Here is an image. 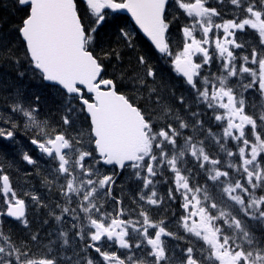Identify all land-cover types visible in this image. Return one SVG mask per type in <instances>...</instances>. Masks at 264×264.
Segmentation results:
<instances>
[{
	"label": "snow or ice",
	"instance_id": "1",
	"mask_svg": "<svg viewBox=\"0 0 264 264\" xmlns=\"http://www.w3.org/2000/svg\"><path fill=\"white\" fill-rule=\"evenodd\" d=\"M80 2L15 0L19 10L24 12L16 31L23 41L26 58L44 81L58 86L70 98L68 113L75 110L85 115L89 121L87 142L94 145L93 150H84L81 147L84 140L80 135L72 137L63 131L49 133L46 125L36 119L34 113L37 109L27 108L20 101L12 105L13 112H19L26 118L25 127L40 129L38 135L41 138H34L31 143L58 161L56 172L65 180L60 186L65 203L56 205L60 209L59 215L54 211L50 214L57 222L66 216L79 221L78 208L88 220L85 226L88 231L81 227L77 235L81 239L87 236L91 241L88 247L105 264H146L143 257L134 259L133 253V249L143 251L144 245L149 246L144 256L153 258L151 264H168L163 237H174L175 234L167 230L163 220L152 221L142 206L137 213L139 219H126L131 213L126 212L123 202L115 198H112L117 205L113 210L115 214L102 211V201L111 197L112 186L116 183L114 176L127 171L140 181L139 200L148 205H158L162 200L155 190L154 178L166 169L174 176L175 191L180 194L182 207L187 212L181 218L182 225L208 246L209 260L214 259L219 264H264V242L258 241L247 224V221L264 223V196L254 195L256 189L264 191V113L259 116L248 114L242 95L238 98L228 83L233 77L243 81L247 74L248 83L241 82V87L264 95V0L258 4L251 0H230L242 9L244 15L222 23L214 22L213 18L220 13L207 6L206 0H176L179 8L191 18V26L182 29L185 38L182 51L175 54L173 64L176 72L191 86L197 100L214 109V119L225 125L222 137L216 138L211 130L209 135L228 157L235 158L226 164L227 170H221V159L205 150L203 140L194 141L193 136L183 135L182 130L189 128V124L161 103L156 88L148 87L153 103L161 113L154 119L135 99L119 92L114 79L105 78L103 59L112 56L119 59L116 48H104L100 42L109 10L111 13H130L155 49L172 57L168 38L171 21L166 16L169 0H86L83 13ZM246 29L255 31L260 47L259 50L251 47L249 55L239 57L241 63L238 66L235 49L245 48V42H238L237 33ZM197 30L201 33L199 37ZM120 39L127 47H134L132 35L125 28L118 29ZM213 45L214 49L210 51ZM214 55L220 75L211 71L203 74L205 66L210 70ZM15 62L18 64L19 60ZM137 62L146 66L145 75L155 83L157 73L147 65L145 57L138 56ZM137 83L144 84L143 78H137ZM71 100H75L79 107L74 108ZM179 103L184 104L183 97L179 98ZM217 108L223 109V113L215 111ZM62 122L63 125L72 123L68 115L62 117ZM194 123L203 125L200 120ZM13 135V131L0 128V137L12 138ZM229 138L235 142V151L225 149L221 143L222 139L226 142ZM23 158L29 164L35 163L27 154ZM187 158L206 173L207 179L227 198L226 201L218 204L209 197L206 186L202 188L190 183L192 174L185 166ZM102 168L108 171H102ZM229 170H234L239 177L233 180ZM0 182L6 204V212L0 211V216L13 217L27 227L25 200L17 196L8 175L0 176ZM73 198L76 208L71 207ZM169 198L175 199L172 189H169ZM32 199L36 201L39 198L33 196ZM228 201L233 203L228 205ZM212 209L216 210L215 215ZM239 214H242L241 218H238ZM217 221H222V224ZM225 226L231 234L224 230ZM72 227L77 225L73 223ZM150 229L154 231L150 233ZM66 235L60 233L61 237ZM30 239L36 242L38 235L32 234ZM105 239L132 254L122 258L116 251L102 250ZM64 243H68L66 238ZM0 264H58V260L47 253L37 257L27 243L13 242L0 227ZM86 264H94V261L89 258ZM182 264H201L192 247L185 249Z\"/></svg>",
	"mask_w": 264,
	"mask_h": 264
},
{
	"label": "trees",
	"instance_id": "2",
	"mask_svg": "<svg viewBox=\"0 0 264 264\" xmlns=\"http://www.w3.org/2000/svg\"><path fill=\"white\" fill-rule=\"evenodd\" d=\"M172 3L173 1L170 2L169 12L167 13V17L171 21L170 35H172V32H176V35L180 36L185 18L184 16L181 17L182 15ZM85 7L86 4L80 2L82 13ZM173 9L174 12L171 13ZM23 16L24 12L19 10L15 0H0V128L14 132L13 137L9 140L7 137H0V176L7 174L14 187L25 185L26 188H29L30 193L34 190L33 188L37 189L39 195L36 190L34 191L37 193L36 197L41 200L39 203L42 205H37L36 208L40 210L38 213L44 216L50 213L48 211L50 207L57 208L55 201L62 199V196L59 194V189H56L50 183L47 174L40 167H37V164H29L24 160V155L21 153L22 149L29 140L39 135L30 126L25 127L26 119L21 113L13 112L12 105L20 101L27 108L37 109V120L46 125L49 133H53L55 128L59 130L60 126L63 125L62 117L66 113L63 105L69 104L70 100L58 87L47 85L39 72L32 68L26 58L23 41L16 31ZM119 28L130 31L133 48L127 47L122 39L118 40ZM100 42L102 47H113L119 52V59L115 56L103 59L107 73L105 78L114 79L119 92L128 95L130 98H143L140 106L147 109L148 113L155 119L161 113L157 105L153 103L154 98L150 95L148 87L156 88L160 94L161 103L166 104L173 112H189L190 115L192 113L198 114L188 118L190 119L187 121L189 128L182 130L184 135L194 133L202 137L205 147L210 150V155L213 157L219 153L226 155V151L221 150L220 144L214 142L213 136L208 138L210 136L209 130L217 136L221 133H219L221 125L214 119V109H210L204 106L203 102H199L195 92L190 90L182 79L173 77L175 74L171 67L172 62L168 61L167 58L160 57L127 16L110 13L108 22L100 33ZM179 45L181 46V44ZM97 51L99 52L100 49L98 48ZM140 55L145 57L147 65L157 73L155 83L145 75L146 66H142L137 62V57ZM16 60H19L18 64L15 62ZM21 73L23 75H20ZM137 78H143L144 84L137 83ZM180 97L184 98V104L179 103ZM250 103L249 112L255 109L253 115L259 116L255 112H262L263 108L259 106L258 97ZM71 104L76 108L79 107L75 100H71ZM215 111L218 112L217 109ZM201 112H207L208 114L200 117ZM78 113L85 118L83 113ZM196 120L203 122L202 127L195 125ZM13 125H15V128H13ZM173 126H175V123H173ZM194 141H199V139ZM221 143L224 144L225 149H235V142L229 139L226 142L222 139ZM25 149L27 154L31 156L32 149L29 147ZM31 157L33 158V156ZM190 182L200 185L204 182V178L196 173L194 179ZM1 200L2 191H0ZM4 209L5 203L1 202L0 211H4ZM28 221L34 223L32 219ZM43 222L47 223V219H43ZM11 223L2 216L0 227L6 235L11 237L13 242L19 244L22 241V234H25L16 228L15 223ZM46 230L47 228H31L34 234L43 233ZM254 235L258 241L264 242V232L262 230L255 231Z\"/></svg>",
	"mask_w": 264,
	"mask_h": 264
},
{
	"label": "rangeland",
	"instance_id": "3",
	"mask_svg": "<svg viewBox=\"0 0 264 264\" xmlns=\"http://www.w3.org/2000/svg\"><path fill=\"white\" fill-rule=\"evenodd\" d=\"M191 2H194V0H192ZM259 2H260V0H259ZM253 3H256L255 1L253 2ZM227 4L230 6V0L227 2ZM178 10H180L179 12H181V10H182V12L184 13V15L187 17V15L185 14V12H184V10L183 9H178ZM236 16H239V11L238 10H236V6L235 5H233V11H229V13L227 14V15H224V17H223V20H221V23L225 20V18H227L228 20L229 19H233V18H235ZM187 19L190 21L189 22V25L188 26H191V18H189V17H187ZM252 31V30H251ZM222 32V29L220 30V33ZM255 32V31H254ZM256 34V33H255ZM196 35L199 37V35H201V33H199V31L197 30V32H196ZM183 38H184V36H183ZM185 39V38H184ZM245 49H246V52H244V54L243 55H249L250 54V50H251V47H260V45H259V43H257V42H253V39H248V40H246L245 41ZM259 50V49H258ZM180 51H182V49L180 50ZM179 51V52H180ZM242 55V56H243ZM237 62V65L239 66V64L241 63V62H238V61H236ZM219 75H220V72H219ZM247 77V74H245V78ZM233 79V85L232 84H230L229 82V85L231 86V87H233V89H234V91L236 92V94H238L239 93V88H240V85H241V82H244L245 80L247 81H245L244 83H248V79L246 78L245 80L243 79V81H241V79L239 78V77H233V78H231L230 80H232ZM243 93H245V95L242 97L243 99H244V102H245V111L248 113V114H250V112H249V105H251V101H255L256 100V97H258V100H259V106H261L263 109L262 110H264V95H261V93L259 92V91H256V90H252V89H249V90H247V91H245L244 89H243ZM225 102H226V98H225ZM31 109V108H30ZM63 109L65 110V108H64V105H63ZM222 111H224V110H222ZM223 113V112H222ZM262 113H264L263 111L262 112H259V113H257V115H260V114H262ZM36 114H38V113H34V115L37 117V115ZM251 115V114H250ZM25 118V117H24ZM26 119V118H25ZM37 119V118H36ZM70 119V118H69ZM75 121H78L77 119H75ZM26 122H27V120H26ZM42 125H44L43 123H42V121H39ZM79 123H81V121L79 122ZM78 123V124H79ZM226 123V122H225ZM47 124H48V122H47ZM225 125L224 124H222V129H223V127H224ZM39 129V128H38ZM40 130V129H39ZM46 130H47V128H46ZM58 129L57 128H55V131H57ZM220 131H221V127H220ZM77 135H80V136H82V138H83V140H84V143L81 145V147L84 149V150H89V151H91V150H93V149H91V145H90V143H88L87 141H88V135H87V132H86V130L84 129V128H82V126L81 125H79V132L77 133V134H75L74 136L76 137ZM215 136H217L216 134H214ZM223 135V131H221V133H220V136H219V138L221 137ZM212 136H210L209 138H211ZM221 170H227L226 169V164L225 165H222L221 164ZM102 171H105V172H107V170L105 169V168H102ZM230 171V176H231V178L233 179V180H235V179H237L238 177H239V174L238 173H231V170H229ZM162 172H163V174L161 175L162 177H164L165 179H166V181L168 182V181H170L169 180V178H168V176H167V170L165 169V170H162ZM132 173H127L126 175H123V176H121V177H119L118 179H119V182H118V184H117V186L119 185V183H120V180H122V183H121V188H120V192L119 193H115L114 192V190H112V193H111V197H109V199L108 200H106V199H104L103 201H104V206H106V208L103 210V211H107V212H109V213H113V214H115L114 213V209L117 207V205L114 203V201H113V199L112 198H115V200H121V201H124L125 200V197H124V195H126V196H129L130 195V190H129V185L130 184H133V185H141L140 184V181L139 180H137L136 179V177L134 176V177H131L130 175H131ZM56 180L54 181V183L55 184H60L62 181H65L61 176H59V174L56 172ZM160 175H158L157 177H155V178H158ZM117 177V175L116 176H114V178H116ZM124 179V180H123ZM221 179H225V178H221ZM172 181L174 182V176L172 175ZM204 182H207V184L208 185H213V182H211L210 180H208L207 179V176L205 175L204 176ZM160 191H162V190H160L159 188H158V190H157V194H158V197H160L161 198V200H162V202L161 203H159L158 205H156V206H161L162 204H163V197H164V195H163V193L161 194V195H163V196H160ZM16 193L18 192V191H15ZM20 194H23V192L22 191H20L19 192ZM26 194L28 193V192H25ZM24 193V194H25ZM254 195L255 196H257V197H259V196H264V191H262V190H260V189H256L255 190V192H254ZM226 200H227V198H226ZM109 201H111V206L109 205ZM131 201H134V202H137V204H138V206H142V204L139 202V201H137L135 198H133V199H131ZM130 201V202H131ZM230 201H228L227 203H229ZM130 203H125L123 206H124V208H125V211L126 212H129V211H131L132 209H131V207H129V206H131V205H129ZM146 205H147V207H149L150 209H152V205H148L147 203H146ZM128 206V208H126ZM165 212V211H164ZM233 214L234 215H236L237 214V212L235 211V209H233ZM239 215H241L242 216V214H239ZM132 220H137V219H139V217H132L131 218ZM66 223V222H65ZM247 224H248V227H249V229L254 233L255 231H258V230H262L263 232H264V223H261V222H258V221H247ZM84 231L86 232V229H84ZM164 239H166L168 242H169V238H164ZM181 240V241H180ZM178 241H180L177 245H176V248L181 252L180 253V259L181 260H179V264H182V262H183V260H184V257H185V249L187 248V247H192L193 248V254L198 258V259H200V262H201V260L203 259V258H205L206 260H208V261H210V262H213V260H209L207 257H208V255H206L205 254V248L207 247V245L205 244V243H199V241L197 240V239H195V238H189V239H187V238H181V237H179L178 238ZM184 251V252H183ZM181 261V262H180ZM147 264V263H146Z\"/></svg>",
	"mask_w": 264,
	"mask_h": 264
},
{
	"label": "flooded vegetation",
	"instance_id": "4",
	"mask_svg": "<svg viewBox=\"0 0 264 264\" xmlns=\"http://www.w3.org/2000/svg\"><path fill=\"white\" fill-rule=\"evenodd\" d=\"M38 152L40 153L41 151L38 150ZM38 158L41 161L43 159V157L39 155H38ZM57 167H58V164H56L55 168L53 169L54 173H56ZM54 178L56 180V175L54 176ZM29 202H31V200H29ZM73 202L74 204L72 205H76L75 200ZM76 207L77 206H75V208ZM104 209L105 208H103L102 211ZM28 210H29V205H28ZM77 211L79 212L78 208H77ZM185 214H187L186 210H185ZM30 217L33 219H38L41 216L32 215ZM80 217L81 218L79 221H73L70 219V217L66 216L65 219L61 222H58V223L52 222L51 223L52 227L48 226L50 229H52L51 231H48L46 234L36 233L40 239L43 238L40 241V245L36 246V245H33L31 242H29V244L27 243L28 246L31 248L32 252H46V251L52 252L53 255L57 258L58 264H65L62 261L68 262V261H72L77 258L82 259L85 255H87L86 259H89V258L92 259L94 261V264H105L102 258L92 248L88 247V244H90L91 241L87 238V236H85L84 239H81L80 236L77 235L81 227H84V229H86V232L88 231V228L85 227L86 225H88V220L84 218L82 213H80ZM171 219L172 221H177L176 217L171 216ZM195 219L198 220L199 218L196 217ZM73 223H75L77 227L73 228L72 227ZM23 228H24L25 233H29L30 229L33 228V225L28 223V226L25 227L23 225ZM61 232L66 233L67 234L66 237H61L60 236ZM184 233H188V232L185 230ZM188 234H190L191 236H195L191 233H188ZM65 238L68 241L67 244L64 243ZM102 243L104 244V247L102 248V250H107L110 252L116 251L118 254L121 255L122 258H124L126 255L132 254V253H129L128 250L126 249L118 248V246L115 243L109 242L106 239ZM148 247L149 246L147 245L143 246V251L133 249L134 259L136 257H143L146 260L147 264H151V261L153 258L150 256H144V253L147 252ZM175 252H180V251L176 249ZM66 254H69L70 256H65ZM97 259L99 260V262H96Z\"/></svg>",
	"mask_w": 264,
	"mask_h": 264
},
{
	"label": "water",
	"instance_id": "5",
	"mask_svg": "<svg viewBox=\"0 0 264 264\" xmlns=\"http://www.w3.org/2000/svg\"><path fill=\"white\" fill-rule=\"evenodd\" d=\"M82 2H84V3H86V0H81ZM110 11V10H109ZM119 13H121V14H124V15H126V16H128L129 18H130V20L133 22V24L137 27V29L143 34V36L152 44V42H151V40L146 36V34L143 32V30L142 29H140L139 28V26L135 23V21H134V19L131 17V14L130 13H127V12H119ZM153 45V44H152ZM153 47L155 48V46L153 45ZM158 51V50H157ZM47 84H49V85H53L52 83H50V82H47V81H45ZM7 216V215H6ZM8 217V216H7ZM8 218H10V219H14V220H16L15 218H13V217H8Z\"/></svg>",
	"mask_w": 264,
	"mask_h": 264
}]
</instances>
